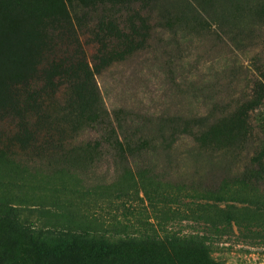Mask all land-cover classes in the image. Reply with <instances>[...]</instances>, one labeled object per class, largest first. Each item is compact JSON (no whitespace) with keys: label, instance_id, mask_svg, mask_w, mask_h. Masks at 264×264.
Wrapping results in <instances>:
<instances>
[{"label":"rangeland","instance_id":"374dc122","mask_svg":"<svg viewBox=\"0 0 264 264\" xmlns=\"http://www.w3.org/2000/svg\"><path fill=\"white\" fill-rule=\"evenodd\" d=\"M255 56L264 0H0V264L24 263L28 228L206 233L215 263L264 264V207L211 199L264 194Z\"/></svg>","mask_w":264,"mask_h":264},{"label":"trees","instance_id":"16d2710c","mask_svg":"<svg viewBox=\"0 0 264 264\" xmlns=\"http://www.w3.org/2000/svg\"><path fill=\"white\" fill-rule=\"evenodd\" d=\"M253 66H258L259 78L264 82V60L258 56L253 59ZM263 84V83H262ZM261 101L255 102V105ZM261 131L264 138V116L261 121ZM255 166L254 173L258 178L264 177V146L251 158ZM236 185V186H235ZM235 187L222 184L213 192L211 199L216 202L232 201L237 203H252L264 207V194L253 189L250 181L237 180ZM202 200L201 196L194 197ZM191 214L197 215V220L206 225V229L220 231L229 229L233 222L237 225L232 213L218 210L215 214L209 212L207 204L195 205ZM222 226V227H221ZM26 235L24 263L30 264H218L210 258L212 252L211 238L206 233L200 234H168L160 238L156 234L141 236L116 237L112 235L89 234L88 232L65 229L28 228ZM155 243L148 251L147 244ZM8 258L4 259L7 262Z\"/></svg>","mask_w":264,"mask_h":264}]
</instances>
